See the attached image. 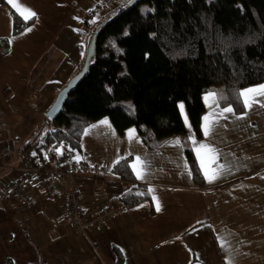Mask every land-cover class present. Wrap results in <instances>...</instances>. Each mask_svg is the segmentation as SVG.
Here are the masks:
<instances>
[{
	"label": "crops",
	"instance_id": "1",
	"mask_svg": "<svg viewBox=\"0 0 264 264\" xmlns=\"http://www.w3.org/2000/svg\"><path fill=\"white\" fill-rule=\"evenodd\" d=\"M106 1L14 0L25 15L36 13L28 19L35 24L14 36L9 8L17 10L9 0V8L0 0V41L6 39L10 48L3 54L0 45V153L8 151L0 159V190L30 175L24 147L47 132V111L84 66L89 42L85 16L97 9V21L131 0H114L108 6ZM209 93L203 96L202 118L218 119L209 136L203 132L204 120L199 139L188 114L186 123L181 112L188 142L198 164L204 165V188L194 185L179 137L151 149L136 127L121 135L102 118L87 127L81 141L88 165L102 169L98 175L82 172L77 180L85 209L124 205L120 197L137 184L153 190L151 201L126 208L100 230L79 234L65 218L69 183L32 176L27 201L0 199V264H264V107L253 104L240 115L233 111L224 114L227 119L217 117L223 107L218 95L214 102ZM105 120L107 125L101 123ZM201 144L215 148L218 163L226 169L211 183L205 169L212 174L216 165ZM137 157L143 164L142 179L136 174ZM126 158H131L135 182L123 181L113 171ZM45 181L54 188V201Z\"/></svg>",
	"mask_w": 264,
	"mask_h": 264
},
{
	"label": "trees",
	"instance_id": "2",
	"mask_svg": "<svg viewBox=\"0 0 264 264\" xmlns=\"http://www.w3.org/2000/svg\"><path fill=\"white\" fill-rule=\"evenodd\" d=\"M1 3L9 8L6 0ZM9 9L14 36L35 24V19L24 20ZM94 12L84 19L89 38L99 26L96 55L85 78L62 113L45 121L43 137L29 141L25 151L34 149L44 163L64 142L83 151L87 127L108 118L121 135L136 127L151 149L179 137L194 185L204 188L205 177L179 105L184 103L199 139L204 93H216L219 105L239 115L246 111L239 93L264 84V0H131L97 21ZM0 45L3 54L9 53L6 39ZM113 171L123 181H136L131 158L117 163ZM119 200L132 209L151 201V195L137 184Z\"/></svg>",
	"mask_w": 264,
	"mask_h": 264
},
{
	"label": "built area",
	"instance_id": "3",
	"mask_svg": "<svg viewBox=\"0 0 264 264\" xmlns=\"http://www.w3.org/2000/svg\"><path fill=\"white\" fill-rule=\"evenodd\" d=\"M11 152V151H10ZM6 150L0 153V159L6 154ZM79 157V159H77ZM88 155L81 150H74L67 143L53 148L46 155L47 162L44 163L39 159L37 152L32 149L25 154L26 168L30 175L16 182L7 184L4 190H0V199H17L27 201L29 199L28 182L32 176L39 180L49 177L56 179L60 183H69L66 193V211L65 218L69 221L71 228L77 233H85L86 231L100 230L115 216L122 214L126 211L125 205H102L97 210L88 212L82 201V194L79 188L78 178L91 170L92 173L98 175L102 169L96 166L90 167L88 165ZM47 166V167H46ZM44 186L49 199L54 201L57 196L54 195V188L51 183L45 181Z\"/></svg>",
	"mask_w": 264,
	"mask_h": 264
},
{
	"label": "snow or ice",
	"instance_id": "4",
	"mask_svg": "<svg viewBox=\"0 0 264 264\" xmlns=\"http://www.w3.org/2000/svg\"><path fill=\"white\" fill-rule=\"evenodd\" d=\"M9 3L12 4V6L14 8H16L17 12L20 13V15L23 17L24 20H28L29 18L36 16V13L33 11H30V10L27 12V15H25L24 12L20 10L19 5L14 3V0H9ZM30 30L31 29H29V31ZM239 95L241 98H243L244 106L248 109H251L253 104H259L261 107H264V85H260L258 87H253V88H248L246 90L241 91L239 93ZM208 96L211 97L214 102H217L215 93H209ZM206 99H208V97H206ZM179 107H180L181 112H183V105L181 104ZM233 111H234L233 108L230 106L224 107L220 113L216 114V116L217 117H223V118L227 119V117L224 116V114L225 113H233ZM245 115H246V113H245ZM242 118L243 117H238V119H242ZM184 119H185V122L187 123V116L186 115H185ZM203 120H204L203 132H204V135L207 137L213 132L214 128L217 126L218 119H210L209 116H205L203 118ZM101 123L107 125L108 121L105 120V121H102ZM189 127H190V125H189ZM133 137H134V130H130L129 138L131 139ZM175 144L176 145L180 144L179 139H177L175 141ZM199 147L201 149H204L207 153L212 154V157H213L212 163L216 165L212 170V174H209L208 170L205 169L204 174H205L206 178L208 179V181L211 183L212 181L216 180L217 177L222 172H224L226 169H225V166L223 164L218 163V161H217L218 153H217V150L215 148L211 147L208 144H201ZM77 159H79V157H77ZM137 163L140 164V168H139V170H137V173H136L137 178L142 179V178H144L143 177V164L140 161L139 157H137ZM201 166L204 167L203 162H202ZM133 168L135 169L136 165H133ZM149 191L151 192L153 190L149 189ZM153 199L155 200V197H153ZM156 210L157 211L160 210L159 203H157V205H156ZM225 246H226V244L222 240L221 241V247H225Z\"/></svg>",
	"mask_w": 264,
	"mask_h": 264
},
{
	"label": "water",
	"instance_id": "5",
	"mask_svg": "<svg viewBox=\"0 0 264 264\" xmlns=\"http://www.w3.org/2000/svg\"><path fill=\"white\" fill-rule=\"evenodd\" d=\"M99 26H96V31L91 35V37L88 39V45L86 49V57L84 60V66L76 73L73 75V78H71L68 83L63 87L62 91L58 94L56 99L54 100L55 102L52 104L51 108L47 111V116L50 121L55 119L58 115H60L63 109V106L69 96L74 93V91L77 89V86L81 83V81L85 78V74L88 71L90 67V63L93 60V58L96 55V44H97V31Z\"/></svg>",
	"mask_w": 264,
	"mask_h": 264
},
{
	"label": "rangeland",
	"instance_id": "6",
	"mask_svg": "<svg viewBox=\"0 0 264 264\" xmlns=\"http://www.w3.org/2000/svg\"><path fill=\"white\" fill-rule=\"evenodd\" d=\"M104 16H106V15H104ZM181 104L183 105V111H184L185 115H187L186 107H185L184 103H183V102H180V105H181ZM180 105H179V106H180Z\"/></svg>",
	"mask_w": 264,
	"mask_h": 264
}]
</instances>
